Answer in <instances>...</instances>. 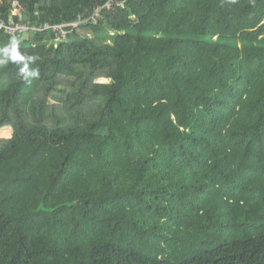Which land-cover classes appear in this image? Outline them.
<instances>
[{"label":"trees","instance_id":"obj_1","mask_svg":"<svg viewBox=\"0 0 264 264\" xmlns=\"http://www.w3.org/2000/svg\"><path fill=\"white\" fill-rule=\"evenodd\" d=\"M14 3L0 264H264V0Z\"/></svg>","mask_w":264,"mask_h":264},{"label":"built area","instance_id":"obj_2","mask_svg":"<svg viewBox=\"0 0 264 264\" xmlns=\"http://www.w3.org/2000/svg\"><path fill=\"white\" fill-rule=\"evenodd\" d=\"M109 6V5H107ZM11 18L9 21L0 19V32L4 35L10 37H18V36H28L30 33H43L49 32L55 36V38L59 41L64 40L68 37L71 29H76L79 24L89 21L96 22V18L101 8L94 10L91 17L86 20H82L78 17L77 20L68 23V24H50L48 22L36 21L32 22L29 20H21L20 11L18 9V5L14 3L12 5ZM14 17H17L18 20H14Z\"/></svg>","mask_w":264,"mask_h":264},{"label":"rangeland","instance_id":"obj_3","mask_svg":"<svg viewBox=\"0 0 264 264\" xmlns=\"http://www.w3.org/2000/svg\"><path fill=\"white\" fill-rule=\"evenodd\" d=\"M99 82H107V81L100 80ZM11 136H12V129H10L9 127L0 129V138H9Z\"/></svg>","mask_w":264,"mask_h":264},{"label":"clouds","instance_id":"obj_4","mask_svg":"<svg viewBox=\"0 0 264 264\" xmlns=\"http://www.w3.org/2000/svg\"><path fill=\"white\" fill-rule=\"evenodd\" d=\"M33 75H35V73H33Z\"/></svg>","mask_w":264,"mask_h":264}]
</instances>
